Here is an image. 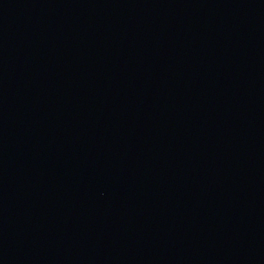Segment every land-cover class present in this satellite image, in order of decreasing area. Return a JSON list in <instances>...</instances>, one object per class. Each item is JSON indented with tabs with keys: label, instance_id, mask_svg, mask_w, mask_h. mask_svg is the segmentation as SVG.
Segmentation results:
<instances>
[{
	"label": "water",
	"instance_id": "obj_1",
	"mask_svg": "<svg viewBox=\"0 0 264 264\" xmlns=\"http://www.w3.org/2000/svg\"><path fill=\"white\" fill-rule=\"evenodd\" d=\"M0 264H264V0H0Z\"/></svg>",
	"mask_w": 264,
	"mask_h": 264
}]
</instances>
